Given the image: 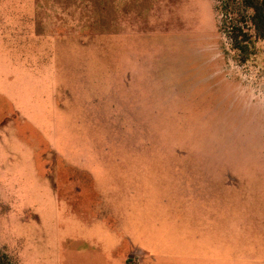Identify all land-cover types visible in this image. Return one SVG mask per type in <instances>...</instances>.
Segmentation results:
<instances>
[{
	"label": "rangeland",
	"instance_id": "374dc122",
	"mask_svg": "<svg viewBox=\"0 0 264 264\" xmlns=\"http://www.w3.org/2000/svg\"><path fill=\"white\" fill-rule=\"evenodd\" d=\"M225 2L0 0L2 264H264V40L240 63Z\"/></svg>",
	"mask_w": 264,
	"mask_h": 264
},
{
	"label": "trees",
	"instance_id": "16d2710c",
	"mask_svg": "<svg viewBox=\"0 0 264 264\" xmlns=\"http://www.w3.org/2000/svg\"><path fill=\"white\" fill-rule=\"evenodd\" d=\"M222 11L226 16L222 33L230 50L245 64L255 54L256 44L264 40V0H226ZM135 255L128 262H133Z\"/></svg>",
	"mask_w": 264,
	"mask_h": 264
},
{
	"label": "crops",
	"instance_id": "0c3cea01",
	"mask_svg": "<svg viewBox=\"0 0 264 264\" xmlns=\"http://www.w3.org/2000/svg\"><path fill=\"white\" fill-rule=\"evenodd\" d=\"M140 255V259L144 258L145 252H143L142 250H137ZM137 257V256H136Z\"/></svg>",
	"mask_w": 264,
	"mask_h": 264
}]
</instances>
